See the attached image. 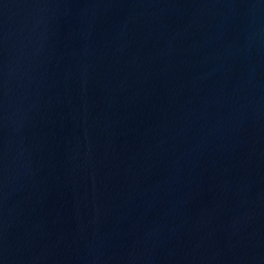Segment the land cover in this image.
I'll use <instances>...</instances> for the list:
<instances>
[{
    "label": "water",
    "instance_id": "1",
    "mask_svg": "<svg viewBox=\"0 0 264 264\" xmlns=\"http://www.w3.org/2000/svg\"><path fill=\"white\" fill-rule=\"evenodd\" d=\"M29 0H0V140L18 41Z\"/></svg>",
    "mask_w": 264,
    "mask_h": 264
}]
</instances>
